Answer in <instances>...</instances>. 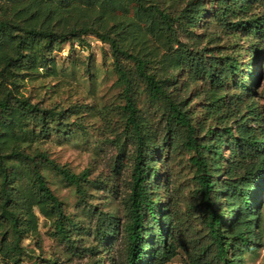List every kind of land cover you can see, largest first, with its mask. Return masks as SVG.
Returning a JSON list of instances; mask_svg holds the SVG:
<instances>
[{
	"label": "trees",
	"instance_id": "1",
	"mask_svg": "<svg viewBox=\"0 0 264 264\" xmlns=\"http://www.w3.org/2000/svg\"><path fill=\"white\" fill-rule=\"evenodd\" d=\"M211 1L216 7L205 12L202 0H0V259L19 262L23 235L38 234L35 209L55 218V233L73 254L87 259L81 264H104L101 254L109 251L120 230L124 250L119 264H167L179 250L186 264H244L246 252L262 247L258 200L264 192V113L256 108L251 89L233 80L237 60L199 47L194 32L207 13L224 27L246 30L261 41L264 52V17L248 15L261 0ZM174 5L179 8L172 10ZM85 35L108 43L117 81L124 86L122 111L134 151L121 229L114 214L99 211L88 230L94 244L78 246L70 233L80 225L63 213L42 168L52 166L80 197L85 196L82 182L88 172L72 173L47 153L26 150L46 136L61 113L32 103L19 87L50 65L49 55L60 46L70 51V40ZM127 61L133 63L131 69ZM179 71L188 82L207 83L204 107L215 128L195 124L185 99L173 93ZM230 81L231 93L225 88ZM138 82L150 102L163 105L164 134L158 139L135 105ZM173 144L194 153L187 205L199 218L198 230L167 206L156 210L160 195L151 183L153 156ZM223 147L228 151L224 166ZM109 258L110 264H118Z\"/></svg>",
	"mask_w": 264,
	"mask_h": 264
},
{
	"label": "rangeland",
	"instance_id": "2",
	"mask_svg": "<svg viewBox=\"0 0 264 264\" xmlns=\"http://www.w3.org/2000/svg\"><path fill=\"white\" fill-rule=\"evenodd\" d=\"M202 1L205 12L216 7L211 0ZM178 8L179 5H174L171 9ZM250 14L264 17V0L254 3ZM194 32L201 41L199 47L237 60L238 71L233 80L251 89L256 108L264 113V52L261 41L246 30L235 31L224 27L208 17L207 13L203 14ZM71 41L74 42L73 49L68 51L67 45L60 46L61 50L49 55L50 65L40 67L37 73L21 81L19 91L32 103L54 107L61 113L60 119L49 124L46 136L38 138L26 150L45 152L57 165L72 173L88 172L82 182L85 196L80 197L75 186L65 182L52 166L42 168L48 187L61 202L63 213L80 225L79 230H71V238L78 246H87L94 244L88 230L99 211L114 214L119 230L125 221L124 204L129 193L134 146L130 128L123 117L122 108L126 102L124 86L117 81L118 74L108 43L93 35L75 37ZM193 43L189 41V44ZM126 66L131 69L133 63L127 61ZM176 81L171 89L185 99V107L194 123L215 128L213 118L207 116L204 107L203 90L208 88L207 83L204 80L188 82L182 71L178 72ZM233 87L232 81L225 85L230 93ZM133 88L137 109L149 122L152 136L160 138L164 134L162 103L149 101L142 82L136 83ZM229 124L233 126L232 121ZM193 154L175 144L161 154H154L153 157L157 155L154 160L156 172L151 183L156 184L160 195L155 202L156 210L162 211L163 206H167L171 214L181 215L198 230L199 218L190 212L187 205L194 184V167L189 160ZM222 155L224 166L228 157L226 147L222 148ZM219 177L222 178V175ZM21 182L26 184V179ZM91 207L94 208L90 212ZM258 209L263 245L256 253L246 252L244 264H264V192L259 196ZM35 213L38 234L23 235L20 240L23 250L17 264H53L55 261L81 264L87 260L80 253L73 254L66 241L55 233V218H45L36 209ZM110 245L109 251L101 254L102 260L104 264H110L109 257H113L119 264L124 250L122 230ZM0 264L9 263L0 259ZM167 264H186L181 250Z\"/></svg>",
	"mask_w": 264,
	"mask_h": 264
}]
</instances>
